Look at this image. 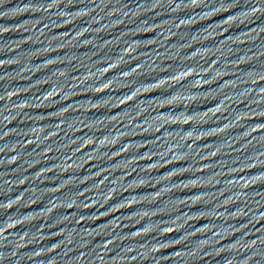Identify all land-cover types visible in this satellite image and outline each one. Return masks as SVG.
I'll return each instance as SVG.
<instances>
[{
  "label": "water",
  "instance_id": "obj_1",
  "mask_svg": "<svg viewBox=\"0 0 264 264\" xmlns=\"http://www.w3.org/2000/svg\"><path fill=\"white\" fill-rule=\"evenodd\" d=\"M0 264H264V0H4Z\"/></svg>",
  "mask_w": 264,
  "mask_h": 264
},
{
  "label": "snow or ice",
  "instance_id": "obj_2",
  "mask_svg": "<svg viewBox=\"0 0 264 264\" xmlns=\"http://www.w3.org/2000/svg\"><path fill=\"white\" fill-rule=\"evenodd\" d=\"M193 2H194V0H193Z\"/></svg>",
  "mask_w": 264,
  "mask_h": 264
}]
</instances>
